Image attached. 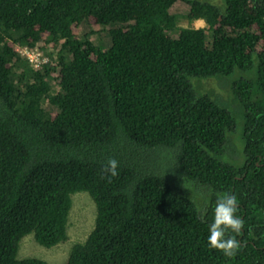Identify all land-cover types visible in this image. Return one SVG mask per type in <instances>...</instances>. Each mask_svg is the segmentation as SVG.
I'll return each mask as SVG.
<instances>
[{"label": "trees", "instance_id": "trees-1", "mask_svg": "<svg viewBox=\"0 0 264 264\" xmlns=\"http://www.w3.org/2000/svg\"><path fill=\"white\" fill-rule=\"evenodd\" d=\"M223 5L0 0V264H53L21 239L66 242L81 192L94 224L59 264H264V0ZM224 192L231 258L207 243Z\"/></svg>", "mask_w": 264, "mask_h": 264}, {"label": "rangeland", "instance_id": "rangeland-1", "mask_svg": "<svg viewBox=\"0 0 264 264\" xmlns=\"http://www.w3.org/2000/svg\"><path fill=\"white\" fill-rule=\"evenodd\" d=\"M210 4L223 8V0H203ZM174 11L184 13L188 10V6L183 3L175 4ZM204 23L197 22L195 26L200 28ZM33 56V55H32ZM196 81V80H195ZM204 86V90L217 89L220 86L224 90L227 88L228 79H216V80H205L199 82ZM197 91V89H195ZM86 193H76L71 196V213L69 212L68 221L69 229L67 226L68 240L62 244L51 248H44L40 246L34 239L33 234L26 235L20 242L17 258H38L48 263L59 264L60 262L66 261L68 252L73 241H81L89 233L94 224L95 219V207L93 203L88 199ZM71 240L73 241H70ZM73 238V239H72ZM26 242L24 245H22ZM22 245V246H21Z\"/></svg>", "mask_w": 264, "mask_h": 264}, {"label": "clouds", "instance_id": "clouds-1", "mask_svg": "<svg viewBox=\"0 0 264 264\" xmlns=\"http://www.w3.org/2000/svg\"><path fill=\"white\" fill-rule=\"evenodd\" d=\"M197 21H201L203 23L202 20ZM25 53H27V51H25ZM27 55L30 61L38 60V53H30ZM119 166L120 163L117 159H108L105 167L103 168V172L107 174L109 180L119 175ZM238 210L239 204L235 194L229 192L217 194L216 204L213 212V221L209 225L207 243L211 249L219 251L224 256L229 258L234 257L241 248V241L230 235V233H236L239 235L245 226L244 219L237 215Z\"/></svg>", "mask_w": 264, "mask_h": 264}, {"label": "crops", "instance_id": "crops-1", "mask_svg": "<svg viewBox=\"0 0 264 264\" xmlns=\"http://www.w3.org/2000/svg\"><path fill=\"white\" fill-rule=\"evenodd\" d=\"M197 22L202 23L201 21H197ZM197 22H196V23H197Z\"/></svg>", "mask_w": 264, "mask_h": 264}]
</instances>
